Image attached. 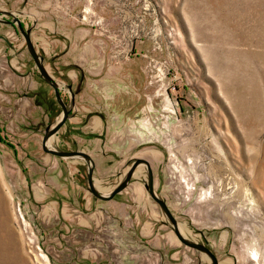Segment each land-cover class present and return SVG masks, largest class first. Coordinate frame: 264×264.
<instances>
[{"label":"rangeland","instance_id":"obj_1","mask_svg":"<svg viewBox=\"0 0 264 264\" xmlns=\"http://www.w3.org/2000/svg\"><path fill=\"white\" fill-rule=\"evenodd\" d=\"M0 11L31 31L70 109L52 149L90 154L106 195L148 160L186 238L219 264H264V0H0ZM62 117L24 36L0 23V259L140 264L147 224L191 264H212L177 238L146 165L102 201L84 159L45 152Z\"/></svg>","mask_w":264,"mask_h":264},{"label":"water","instance_id":"obj_2","mask_svg":"<svg viewBox=\"0 0 264 264\" xmlns=\"http://www.w3.org/2000/svg\"><path fill=\"white\" fill-rule=\"evenodd\" d=\"M9 16L12 17L11 20L4 19V17H9ZM0 23L12 24V25H16L18 27V29L20 30V32L22 33V35L25 38L29 53L32 56V58L34 59V62H35L36 66H37V68L41 74V77L44 78L50 85L53 86L56 98L63 108L62 119L57 123V125L54 128L48 129L46 132V135L43 139V150L49 154H53L55 156H59L62 158H82V159H84L89 166L88 181H89L90 190L96 198H98L100 200H104V201H109V200L113 199L117 194H119L123 190H125L128 187V185L130 184L134 175L136 174L138 168L142 165H146L147 170H148V180H147L148 182L145 184V188L149 192V194L153 198V200L156 201L160 205L163 212L165 213V215L170 220L171 224L174 227L175 234H176L177 238L185 246H187L191 249L197 250L203 254L208 255V257L211 259L212 264H219L218 257L209 247H207L206 245H204L202 243L192 241V240L186 238L184 236V234H182V232L180 231V223L178 222V220L175 218L174 214L170 210L167 202L157 195V192L155 190L154 174H153L151 165H150L148 160L142 159V158L136 159L133 162L132 166L129 168L127 176L125 177V179L110 194L106 195V194L99 192L98 189L96 188L95 179L93 177V174L95 171V162H94V160L90 154H88L87 152H84V151H58V150L52 149L51 147L48 146V142H50V139L53 136L57 135L59 130L63 127V125L68 120L69 114H70V109H68L66 103H64V101H63V98L61 95L60 85L52 77V75L50 74V72L48 71L47 67L44 64V56H42L35 47V45L32 41L31 31L27 30L23 26L21 19L13 12L0 11ZM69 88H70V91L72 92V87L70 86ZM72 97H73V104H74V93H72Z\"/></svg>","mask_w":264,"mask_h":264},{"label":"crops","instance_id":"obj_3","mask_svg":"<svg viewBox=\"0 0 264 264\" xmlns=\"http://www.w3.org/2000/svg\"><path fill=\"white\" fill-rule=\"evenodd\" d=\"M144 227V235H140L139 243L140 264H191L189 261L191 253L179 249L175 239L169 236L164 241L161 235L151 229L152 225L146 224Z\"/></svg>","mask_w":264,"mask_h":264},{"label":"bare ground","instance_id":"obj_4","mask_svg":"<svg viewBox=\"0 0 264 264\" xmlns=\"http://www.w3.org/2000/svg\"><path fill=\"white\" fill-rule=\"evenodd\" d=\"M51 139H50V142H48V146L49 147H51ZM4 207H5V202H4L3 198H2V192H1V187H0V216H2V215L5 214L4 213ZM2 263H4V264H11V260L10 259H7V258L0 259V264H2Z\"/></svg>","mask_w":264,"mask_h":264}]
</instances>
